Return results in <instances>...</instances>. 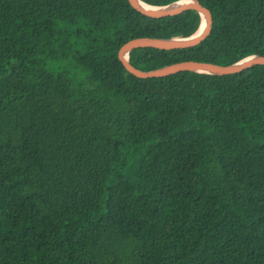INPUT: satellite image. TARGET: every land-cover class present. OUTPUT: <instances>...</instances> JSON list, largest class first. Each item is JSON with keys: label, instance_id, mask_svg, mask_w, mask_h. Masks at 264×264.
I'll return each instance as SVG.
<instances>
[{"label": "trees", "instance_id": "16d2710c", "mask_svg": "<svg viewBox=\"0 0 264 264\" xmlns=\"http://www.w3.org/2000/svg\"><path fill=\"white\" fill-rule=\"evenodd\" d=\"M161 7L178 0H140ZM153 71L264 57V0H197ZM194 11L0 0V264H264V66L138 79Z\"/></svg>", "mask_w": 264, "mask_h": 264}, {"label": "water", "instance_id": "95a60500", "mask_svg": "<svg viewBox=\"0 0 264 264\" xmlns=\"http://www.w3.org/2000/svg\"><path fill=\"white\" fill-rule=\"evenodd\" d=\"M127 1L135 11L151 19L176 17L188 11L196 12L201 19L199 30L189 38L159 39L144 37L130 40L122 45L117 52V58L124 69L138 79L164 78L181 72L226 76L239 74L256 66H264V57L251 55L227 66L197 61H184L164 66L153 71H141L136 69L128 61L131 51L146 48L170 51L198 47L210 36L213 27V18L211 12L203 7L197 0H178L161 7L147 5L140 0ZM200 30L201 33L197 35Z\"/></svg>", "mask_w": 264, "mask_h": 264}, {"label": "bare ground", "instance_id": "6f19581e", "mask_svg": "<svg viewBox=\"0 0 264 264\" xmlns=\"http://www.w3.org/2000/svg\"><path fill=\"white\" fill-rule=\"evenodd\" d=\"M200 33H201V30L199 31V33H198L197 35H199ZM197 35H196V36H197Z\"/></svg>", "mask_w": 264, "mask_h": 264}]
</instances>
